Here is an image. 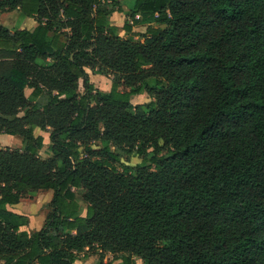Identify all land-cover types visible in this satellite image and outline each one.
Returning <instances> with one entry per match:
<instances>
[{
	"label": "trees",
	"instance_id": "trees-1",
	"mask_svg": "<svg viewBox=\"0 0 264 264\" xmlns=\"http://www.w3.org/2000/svg\"><path fill=\"white\" fill-rule=\"evenodd\" d=\"M13 10L34 24H0V134L22 138L0 148V264L92 248L95 264H264V0H0ZM46 190L42 226L21 230L10 208Z\"/></svg>",
	"mask_w": 264,
	"mask_h": 264
},
{
	"label": "rangeland",
	"instance_id": "rangeland-1",
	"mask_svg": "<svg viewBox=\"0 0 264 264\" xmlns=\"http://www.w3.org/2000/svg\"><path fill=\"white\" fill-rule=\"evenodd\" d=\"M17 11L13 10L9 12L0 13V24H2L3 26L7 27L10 30L16 27L21 28V23L26 18H21L19 12ZM133 30L136 31V33H139L135 37V39L140 42L143 41V33L145 32V25H134ZM121 35L123 36L124 34L121 32ZM87 71L89 73L90 81L93 83L95 88H97L98 90H102V91H108L111 88V84L114 80V76L112 74H92L90 70H87ZM78 90L80 93H82L83 88L80 86ZM29 92L30 91L28 89L25 90L26 95H29ZM136 98L138 100H136ZM149 100H150L149 95L147 93H143V94L136 95L133 98H131V103L133 104L145 103ZM135 101H138V102H135ZM35 134L43 136L44 146L40 150L39 155L42 158L46 159L50 155L49 150H48V144H49L48 133L37 129L35 131ZM94 144H97V142H95ZM0 148H10V149H20L21 150L22 149V138L18 135L11 136L8 134H0ZM111 148L113 150H116L114 145H111ZM121 159L124 162L130 163V164L139 163L141 161V158L137 156L123 155L121 156ZM48 192H50L51 194L52 190H49L47 192L38 191L32 195H26L22 199V203H23L22 205L24 206L25 211L29 213V211L32 208L40 207V214L44 215L48 211V207H47L48 203L46 205L44 204L45 201H47L46 193ZM78 255L80 259H83V264H95L99 260V253L94 248L89 249V250L85 249L82 253H79ZM111 257L112 255L109 253L104 254L105 260L110 259ZM136 261H138V264H145L140 259H137Z\"/></svg>",
	"mask_w": 264,
	"mask_h": 264
},
{
	"label": "crops",
	"instance_id": "crops-1",
	"mask_svg": "<svg viewBox=\"0 0 264 264\" xmlns=\"http://www.w3.org/2000/svg\"><path fill=\"white\" fill-rule=\"evenodd\" d=\"M122 10L127 11L128 8L123 5ZM14 11H17V10H14ZM124 19H125V13L124 12H121V13L114 12L111 16V24L121 26ZM33 24H34L33 18H26L21 23V28H31L33 26ZM136 100H138V99L136 98ZM135 102H138V101H135ZM47 191H49V190H46V192ZM46 194H47V196H46L47 201H45V203H44L45 205L50 202L52 195H53V192L51 194H50V192H48ZM22 204L23 203L21 200L18 204H15L10 208L12 212L24 216L25 219L27 220V222L24 225H22L20 229L25 230L29 233L40 229V227L42 226V224L45 220L47 212L44 215L40 214V207H36V208L34 207L28 213L27 211H25V208ZM136 262L138 264V261H136ZM73 264H83V259L77 260Z\"/></svg>",
	"mask_w": 264,
	"mask_h": 264
}]
</instances>
